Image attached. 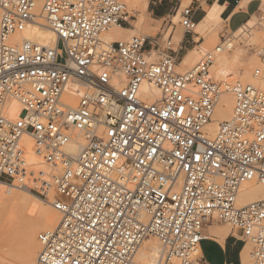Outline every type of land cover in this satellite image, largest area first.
Returning a JSON list of instances; mask_svg holds the SVG:
<instances>
[{"label":"built area","instance_id":"obj_1","mask_svg":"<svg viewBox=\"0 0 264 264\" xmlns=\"http://www.w3.org/2000/svg\"><path fill=\"white\" fill-rule=\"evenodd\" d=\"M177 17L185 33L196 29L189 6ZM128 19L118 0H0V108H22L16 120L0 114V184L45 200L53 189L60 215L38 235L35 264H131L150 238L161 245L159 264H203L199 244L213 222L252 245L248 264H264V200L237 205L243 185H264V73L262 88L214 80L216 57L233 48L227 33L185 73L171 54V27L165 47L148 37L103 40ZM39 21L55 47L13 40ZM142 86L160 98L144 97ZM226 93L232 118L210 136L205 127ZM74 131L83 147L71 155ZM24 138L49 177L27 163Z\"/></svg>","mask_w":264,"mask_h":264},{"label":"bare ground","instance_id":"obj_2","mask_svg":"<svg viewBox=\"0 0 264 264\" xmlns=\"http://www.w3.org/2000/svg\"><path fill=\"white\" fill-rule=\"evenodd\" d=\"M125 1L136 13H142V11L146 8V5H140V2L142 0ZM38 11L41 12L40 3L38 6ZM142 22L143 19L140 18L135 26L137 30H141ZM220 23L221 20L219 18V10L217 7H214L207 12L204 21L197 27L196 33H201L202 35L207 36L209 33H211V31L214 30V27L218 26V24ZM250 23L251 22L249 21L248 23L242 25L232 34L240 35L242 33H245L246 30L250 28ZM130 33H132L130 30L122 27L120 30L110 28L102 36V38L104 39V41L107 40L105 42L109 43L123 42L129 37ZM232 36L234 37V35ZM14 39L28 40L43 46L50 47H55L57 44L56 37L42 21H39L38 25L29 27L25 32L14 37L13 40ZM197 48H200L199 50L202 49L200 46H198ZM195 53L196 50L192 51L190 53L189 59L193 57ZM186 62H188V58L184 59V61L181 63V66H183ZM261 77L263 79L262 75ZM140 93L144 97H150L151 99L160 98V93L155 88H151L148 86H142ZM223 95L225 94H222L219 98L218 106L215 109L216 111L213 115L212 121L208 126L205 127V132L210 136L215 135L220 123L229 121L233 115V96L231 94L226 96ZM68 97L69 96H64V99L68 101ZM21 111V106L16 102L9 103L6 106V109L0 108V114L6 115L10 120H16L20 116ZM72 134L74 135L73 141L65 147V151L68 154L76 155L83 147V140L79 132L74 131ZM22 144L24 149L26 150V160L29 165H44L43 158L37 155L36 145L29 138H24ZM44 174L49 177V169ZM253 183L255 182H250L241 187L237 198L238 206L243 207L250 203L264 200V185L259 184L258 186H255ZM53 202L51 200L49 202H43L42 199L32 194L29 191V188H19L18 186L14 187L11 185L0 184V207L4 208L3 211L7 208H9L10 210L8 211L9 214L6 218L0 217V243H4L5 245H7L10 250H20L21 255L19 256V262H21L22 264H33L34 260L37 258L35 243V236L37 232L39 230L52 229L55 226L57 227V225L59 224V213L56 211L58 213L57 214L50 208L52 207ZM26 212L34 213L36 217L33 221L20 225L19 217H22V215L24 216ZM159 258V250L156 243L152 241H144L136 251L131 264H159Z\"/></svg>","mask_w":264,"mask_h":264},{"label":"rangeland","instance_id":"obj_3","mask_svg":"<svg viewBox=\"0 0 264 264\" xmlns=\"http://www.w3.org/2000/svg\"><path fill=\"white\" fill-rule=\"evenodd\" d=\"M118 1L125 5L126 11L129 14V19H128L129 24L122 26V28L130 30L132 33H130L129 37L125 40L128 41L133 37H150V41L155 40L158 42V40L162 37V34H164V30H166L168 27H171V29L168 31V34L172 32V34L174 35V39H173L174 49L177 48V43H178L177 38L181 32V29H180L181 27L178 24L179 22L178 17L174 21V24H172L171 17L170 19L166 18L164 21L162 20L153 21L152 23H154L155 25L154 27L156 28V31H149L147 23L151 21H150V17L147 14L148 0H142L140 2L141 6L146 5V8L142 11V13H138V12L136 13L126 3L125 0H118ZM262 2H263L262 9L259 15H257L256 17L254 16L250 20H248L251 22L249 24L250 28L247 29L245 33H242L240 35L232 34L233 32L228 33L231 37L230 41L232 43L233 48L230 52H223L220 55H218L214 61L213 66L211 67V74L217 83L232 85L238 82L242 84H252L260 88L263 87V79L261 77V74L264 73V67L262 65L260 55L264 52V0H262ZM185 6L186 4H184L183 7ZM140 18L143 19V22L141 25V30H137L135 26ZM221 24L222 23L218 24V26L214 27V30L211 31V33L203 37V43L200 46L202 48L201 50H199L200 48H197L194 56L191 57L190 59L188 58V62H186L183 66H178L177 71L179 73H185L191 70L199 62V60L201 59V57L203 56L205 52H210L216 46H219L221 44V40L219 39V35L222 32ZM113 28H115L116 30L121 29L119 27H113ZM196 30L197 28L195 29V31ZM168 34L165 36L164 40L162 41V45H161L162 47H165L164 41L166 40ZM223 35L225 34L223 33ZM232 35H234V37ZM59 48L62 49V46H60ZM166 52H169V51H166ZM158 54L159 53L153 54L152 59H156ZM256 70L260 71V75L258 77L254 76V73ZM226 95H230V94H225L223 96H226ZM233 105H234V102H233ZM31 167L33 168V170L39 173L41 172L43 174L48 171V168L45 166V164L39 165V166L31 165ZM253 184L255 186L259 185L257 183H253ZM55 198H56L55 191L51 189L46 200L43 198H40V199H42L43 202L45 201L49 202L50 200L53 202ZM50 208L51 210L55 211L52 207ZM1 209H0V217L6 218L9 214L8 211H10L9 208H7L4 211H3L4 209L3 207ZM35 217L36 215L34 213L26 212L24 216L22 215V217H19L20 218L19 223L20 225H23L25 223L33 221ZM210 226L217 227V226H225V225H222L218 222H213L210 224ZM225 227L227 229H230L228 226H225ZM52 229L39 230L37 232L35 236L36 257H37V253L39 252V244L37 241L38 235L43 232L51 231ZM145 241L155 242L158 247L159 256H160L159 242L153 238L147 239ZM8 248L9 247H7V245H5L4 243H0V264H22L21 262H19L20 261L19 256L21 255L20 250L13 251V250H10V248L9 249ZM252 250H253L252 245L249 242H247L244 253H243V264L249 263L250 254L252 253ZM35 262H36V259L34 260L33 264H35Z\"/></svg>","mask_w":264,"mask_h":264},{"label":"crops","instance_id":"obj_4","mask_svg":"<svg viewBox=\"0 0 264 264\" xmlns=\"http://www.w3.org/2000/svg\"><path fill=\"white\" fill-rule=\"evenodd\" d=\"M147 3V14L151 21L147 23L149 31H156L153 21H164L171 17L172 24H174L176 16L184 4L191 8L192 20L197 27L204 21L207 12L217 7L222 23V32L219 35L221 40L223 33L235 32L252 17L259 15L263 2L262 0H204L199 6L191 0H148ZM180 29L177 48L174 49V35L171 44L173 51L171 54L178 66H181L184 59L190 57L192 51L202 45L203 37H205L201 33H196L195 30L187 34L182 28ZM148 38L150 40V37ZM162 41L161 37L157 43L161 45ZM245 247L246 244L243 243L239 232L227 229L225 226L213 227L210 225L205 227L204 239L199 244L203 264H243Z\"/></svg>","mask_w":264,"mask_h":264}]
</instances>
